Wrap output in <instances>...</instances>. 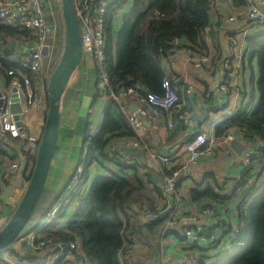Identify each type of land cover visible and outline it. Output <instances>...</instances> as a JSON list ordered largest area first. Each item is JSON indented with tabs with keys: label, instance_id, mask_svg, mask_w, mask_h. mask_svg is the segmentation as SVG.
Masks as SVG:
<instances>
[{
	"label": "built area",
	"instance_id": "built-area-1",
	"mask_svg": "<svg viewBox=\"0 0 264 264\" xmlns=\"http://www.w3.org/2000/svg\"><path fill=\"white\" fill-rule=\"evenodd\" d=\"M72 1L81 34L83 59L90 57L94 62L95 97L105 107L114 106L134 133L133 139L119 143V147L142 149L146 153L145 169H153L161 179L159 204L157 203L158 206L155 209L149 207L143 209L141 224H148L160 215L169 213L165 224L157 235V238L160 239L159 244L157 245V242L154 241L147 243L135 241L124 244L117 252L121 264H144L142 253L150 251L156 245L159 254L158 264H200V262L201 264H214L219 257L233 253L235 239L239 233L237 213L235 221H232L231 217L222 220L216 213L214 205L202 207L200 211L202 216L211 218L214 222L213 225L206 224L197 229L185 227L178 234L177 238L182 240L184 252L179 255H171L168 252L170 245L165 242V239L183 218H186L187 222L191 221V218L194 220L197 218V216L185 217L184 200L178 192V183L180 181L192 183L191 170L199 161L210 159L216 149L230 146L231 142H236L238 136H241L244 142L250 143L244 137V129L231 128L221 137H215L213 134V136H209L205 131L196 130L183 143L182 154L174 157L175 163L171 162L168 155H162L156 150H148L146 146L142 145L141 130L144 122L154 129L159 128L163 123L165 129L171 132L176 123L187 126L194 121L193 113L197 108L195 106L191 108L188 105V100L196 95L194 86L187 81L172 80L170 74L162 70L161 94H143L139 84L114 88L107 71L105 29L111 16L112 18L114 16L113 10L116 9L118 2L117 0ZM244 1L246 3L244 8L226 17L221 9L228 6V1L211 0L210 24L199 32L201 41L196 46L182 47L178 40H173L170 42L171 51L189 55L188 63L195 70L203 71L211 60V56L209 52H200L199 49L209 40L216 25L237 24L239 21L247 20L252 26L264 27V0ZM53 8L54 1L52 0H0V26L19 33L15 36H5L0 40V57L8 63L17 65L15 68L6 70L4 74L0 73V137H4L5 140H17L21 152L27 156L29 161L32 157L35 161L40 139H34L28 133L25 118L40 103L46 104L47 85L52 71V68L49 70V63L53 61L58 50L55 45L58 31L54 23ZM247 34L245 31L243 37ZM243 44L246 47L245 38L238 40L232 37L229 39L231 53L219 62L217 83L208 86L203 94V104L208 105L209 108H224L222 118L235 113L238 110L239 101L251 102L253 98L250 90L241 91L238 81L244 58ZM43 49H46V55H43ZM163 57L161 55L158 59L160 65H165ZM169 64L173 65L174 63L170 61ZM0 69H2L1 66ZM5 77H9V79L6 80ZM14 96L18 99L21 108V112L18 114L19 121L14 119V114L10 110L11 100ZM127 99H132L134 111L128 107ZM249 104L250 108L245 111L246 114L251 111L253 106V103ZM216 125V123L210 125L213 132ZM95 132L92 128L85 132L75 168L68 182L60 190L55 203L43 213L40 220L31 229L24 232L16 241V243L19 241L17 245L22 250L26 249L38 255L46 254L47 256L41 264H67L75 257L74 253L76 254L79 250L76 241L64 244L51 237H46L44 234L50 230L48 227L53 221L56 223L63 211L65 213L68 210L75 212L80 207L85 197L84 193L88 188L87 182L84 183V163L87 160L88 148ZM235 132L238 133L237 137ZM255 140L257 145L250 143L249 148L245 149L243 153L235 155L234 163L241 169V173L228 181L223 190H220L221 193L229 194L235 188L242 173L246 172L260 158L256 148L259 149V143L262 147L263 144L260 138L255 137ZM106 159L107 163L122 169L121 171L139 167L135 157L118 151L115 144L108 147ZM34 161H30L32 166ZM93 166L94 164L91 168ZM0 169L5 171L6 176H16L19 164L6 156L0 160ZM259 173L258 169L251 171V178L248 179V182ZM110 176L111 173H108L107 177ZM248 187L247 185L246 188ZM7 219L8 217H4L0 221L1 227ZM55 228L58 229V226L55 225ZM193 248H196L197 252ZM0 260L7 264H34L26 260L15 261L16 259L9 254V251L0 253Z\"/></svg>",
	"mask_w": 264,
	"mask_h": 264
},
{
	"label": "trees",
	"instance_id": "trees-1",
	"mask_svg": "<svg viewBox=\"0 0 264 264\" xmlns=\"http://www.w3.org/2000/svg\"><path fill=\"white\" fill-rule=\"evenodd\" d=\"M233 1L245 3L244 0ZM57 2L61 11L60 1ZM117 2L113 14L126 0H117ZM210 2L211 0H132V16L123 20L115 45L112 44L111 16L105 32L107 71L113 87L139 84L143 94H161L163 72L158 61L159 57L169 53L172 47L170 42L173 40H178L182 47L196 46L201 41L199 32L210 24ZM263 30L264 27L257 28L250 37H245L248 42L246 45L256 59L257 101L255 102L254 92L251 102L241 101L238 110L230 116H224L214 130L215 137H221L231 128L244 129V137L254 145L258 144L255 137L260 138L263 147L259 143V149L256 148L260 158L242 173L235 188L229 194H218L211 187L212 185H207L202 190L194 187L190 192L194 200L207 198L216 204L236 205L239 233L235 239V250L231 254L219 257L214 264H264ZM15 35L19 33L0 26V40L5 36ZM60 48L54 56L51 73L61 58L63 51L62 47ZM113 58H115L114 62H112ZM0 66L2 68L0 73L4 74L6 70L17 65L8 63L0 57ZM5 79L8 80L9 77ZM95 99L98 101L96 97ZM249 103H253V106L246 114L245 111L250 108ZM118 134L125 138L134 136L124 117L114 106L108 105L103 113L102 124L91 139L87 160L84 163V183L87 182L88 185L84 193L85 197L80 207L68 218L63 229H57L55 225L59 226L56 223L61 221L66 214L65 211L61 213L56 223L53 221L48 227L50 230L44 234L64 244L71 241L79 243V250L74 253L73 261L67 264H121L117 252L123 245L134 235L146 243L149 242L155 232H160L162 223L168 217L169 213H165L148 224H131V220L134 219L132 212L134 206L139 207V204L145 201L151 208L153 205L152 209L156 208L151 202V193L146 187L147 182L141 178L135 176L125 178L122 174L124 172L112 174L110 177L97 175L89 185L92 164L106 162L109 143ZM3 154L0 149V155ZM30 161L33 162L34 158H30ZM255 169L260 173L248 182L251 171ZM180 185L181 181L178 183V186ZM143 227L146 229L145 233ZM27 231L26 228L24 232ZM193 249L197 252L196 248ZM0 264L7 263L0 260Z\"/></svg>",
	"mask_w": 264,
	"mask_h": 264
},
{
	"label": "crops",
	"instance_id": "crops-1",
	"mask_svg": "<svg viewBox=\"0 0 264 264\" xmlns=\"http://www.w3.org/2000/svg\"><path fill=\"white\" fill-rule=\"evenodd\" d=\"M130 1L126 0V2L121 5V7H128V3ZM227 1L228 6L221 9L222 13L226 17L228 15L237 13L240 9L244 8L246 4H240L241 2L239 0V2L237 1L238 3L233 0ZM132 5L133 3L131 4V9ZM121 7L116 10L111 20L113 45H115L117 42L118 32L122 26L123 20L132 16L131 12L128 13V10L123 13V11L120 10ZM230 7L231 9L229 10ZM58 8V2L55 0L53 8L54 14L58 11ZM257 28L261 27L252 26L247 20L239 21L237 24H226L223 26L216 25L213 29V33L210 35L209 40L199 49L200 52H209L211 56V60L203 71L195 70L194 67L188 63L189 55H186L183 52L180 53L170 50L169 53L163 57L165 65H160L163 72H168L172 80L187 81L194 86L196 95L192 99L190 98L188 100V105L191 108H194L193 106H195L197 110H194V121L192 123L187 126L176 123L175 128L171 132H168L165 129L163 123L159 128L154 129L148 125V123L144 122L143 128L141 130V136L143 139L142 145L146 146L148 150H156L162 155L170 156L171 162L175 163L174 157L180 156L182 154V145L186 140L189 139V136L192 135L193 132L196 130L205 131L209 134V136L214 135L210 125L212 123L217 124L221 120L224 108H209L208 105L203 104L202 99L204 91L208 86H213L217 83L219 62L222 61L223 58L227 57L229 53H231L229 48V39L233 37L239 40L248 36L250 37V35L254 33L253 31H255ZM233 29L236 30L232 31ZM245 31H247L248 34L243 37V33ZM246 42L247 40H245V44L248 45V42ZM247 45L245 47L243 44L244 58L242 60L240 77L238 81L240 83V89L242 92L250 90L252 93H256L255 81L257 80L258 76L256 59L253 58L252 52ZM113 59L115 61V58ZM170 61H172L174 64L170 65ZM72 76V80L69 82L66 88V92L62 101L58 139L44 188V198L43 201H41V206L39 209L40 216L38 221L40 220L43 213L56 200L62 187L68 182L75 168L77 158L80 154V147L83 143L86 130L92 128L94 131H98L103 121L105 106L102 102L101 105L100 101H96L95 99V67L92 59L90 57H85L82 59V63ZM257 96L258 95L256 93L255 102L257 101ZM126 103H128L129 108L133 107L132 99H127ZM46 109V104L40 103L25 118L28 133L34 139H40L45 122ZM235 135L237 137L238 133L235 132ZM128 139H133V137L125 138L119 136L118 134L116 137L111 139L109 144L110 146L115 144L118 151L130 157H135L139 166L137 169L127 168L126 170L121 171L122 169L120 170L115 168L114 165L102 161L100 165L106 171H99V164H95L90 169V172H95L96 176L101 175L104 177H107L108 173L115 175L116 173L118 174L124 172L122 174H124L123 176L125 178H132L134 176L141 178L144 182H147L146 187L151 193L152 204L155 201H158L159 204V187L161 185V179L159 175L153 171V169H145L146 153L142 149H126L119 147V143ZM236 143L243 147V150H241L239 153H243L245 149L249 148L250 146V143L244 142L241 136L237 137ZM0 149L4 152L3 155H0V160L1 158L7 156L11 161L18 162L19 164V170L16 176H6L7 174L5 171L0 169L1 221L4 217L9 218L11 213L18 205L24 192V188L21 187L20 180H22L24 186L27 184L29 179L28 177H30L32 164L28 160L27 156L21 152L20 145L17 140L4 139L3 141H0ZM239 153H235L230 146L218 148L215 150L213 156L210 159L200 160L199 163L191 170L193 178L192 183L189 181L181 182L178 192L182 195L184 200V215L188 218H190V216H197V218L195 220L191 218V221L189 222L185 220L186 218H183L176 224L174 231H172L168 235L167 239H165V242L170 245V249H167L171 255H179L185 251L182 246V240L177 238L178 234L181 233L183 228L194 227L197 229L203 227L206 224H214L210 217L202 216L200 214L202 207L214 205L216 213L222 218V220H225L226 217H231L232 221H235L237 209L234 203H228L227 205L216 204L207 198L194 200L190 192L194 187L202 190L207 185H212L211 187L218 194H223L220 192V190H223L224 185H226L231 179L239 176L241 173V169L234 163L235 155ZM140 204H142V210L141 207L140 209H138L136 206L133 207L132 212L136 215L140 214V216L137 220L132 219L131 224L142 223V211L146 205H149V203L144 201ZM65 224L66 223H62L60 221L58 223V229H63ZM144 228L145 227H143V233L146 232V229ZM158 233L159 232H155L153 236H151V240H149V242L154 241L157 242L158 245L160 242L159 237L157 238ZM135 241L146 243L134 235L130 238L129 242L132 243ZM77 244L79 246L78 242ZM157 245L150 251L142 253V262L144 264H158L159 254L157 251ZM9 254L16 259L15 261L26 260L27 262L34 264H41V262L44 261L47 256L46 254H33L26 249L22 250V248L15 244L10 248ZM25 255H29L30 257H25Z\"/></svg>",
	"mask_w": 264,
	"mask_h": 264
},
{
	"label": "water",
	"instance_id": "water-1",
	"mask_svg": "<svg viewBox=\"0 0 264 264\" xmlns=\"http://www.w3.org/2000/svg\"><path fill=\"white\" fill-rule=\"evenodd\" d=\"M59 1L64 34L63 52L48 81L45 122L29 180L25 186L20 180L21 187L24 188L23 195L15 210L0 228V253L10 249L23 234L42 196L58 139L63 97L72 75L83 59L81 34L73 1ZM43 55H46V49H43ZM11 102V113L14 114V119L19 121L18 114L21 108L18 99L14 96ZM130 110L134 111V108L131 107ZM3 140L4 137H0V141ZM230 147L235 153L243 150L235 141L231 142Z\"/></svg>",
	"mask_w": 264,
	"mask_h": 264
},
{
	"label": "rangeland",
	"instance_id": "rangeland-1",
	"mask_svg": "<svg viewBox=\"0 0 264 264\" xmlns=\"http://www.w3.org/2000/svg\"><path fill=\"white\" fill-rule=\"evenodd\" d=\"M130 1V0H129ZM124 3V2H123ZM131 4H132V0L128 3V7H126V6H123V7H121V11H123V13H125L127 10H128V13H130L131 12ZM55 7H56V4H55ZM58 7H59V5H58ZM52 22H53V20H52ZM54 23H55V25L57 26V31H58V36H57V40H56V43H55V45H57V49H61L60 47H62V51H63V47H64V34H63V22H62V15H61V11H60V9L58 8V11L55 13V16H54ZM264 31V30H263ZM62 43V44H61ZM59 45H60V47H59ZM231 49V48H230ZM53 64H54V61H51V63H49V70H50V68H53ZM101 103V102H100ZM101 105H102V103H101ZM98 170L99 171H106L105 169H103L102 167H101V165L99 164L98 165ZM96 176V173L94 172H90V177H89V185H90V183H91V180L94 178ZM44 192H45V190L43 191V193H42V196H41V198H40V200H39V203H38V205H37V207H36V210H35V212H34V214H33V216H32V219H31V221H30V223H29V225L27 226V229H31L37 222H38V219H39V216H40V211H39V209H40V206H41V201H43V198H44ZM58 197V196H57ZM158 201H155V202H153V204H155L156 205V208H157V206H158ZM55 203V201L51 204V205H53ZM50 205V206H51ZM49 206V207H50ZM140 207H141V210H142V204H140L139 205V207H137L138 209H140ZM144 207V206H143ZM146 207H149V208H151L149 205H146ZM152 208H153V205H152ZM151 208V209H152ZM73 214V212H71L70 210H68L67 212H66V214L63 216V218L61 219V222L62 223H66L67 222V220H68V218L71 216ZM134 215H135V217H134V220H137L138 219V217L140 216V214H138V215H136L135 213H133ZM168 218V217H167ZM167 218H166V220H167ZM166 220L162 223V225H161V227L165 224V222H166ZM30 226V227H29ZM18 244H19V241L17 242ZM17 243L15 244V245H17ZM18 246V245H17Z\"/></svg>",
	"mask_w": 264,
	"mask_h": 264
},
{
	"label": "bare ground",
	"instance_id": "bare-ground-1",
	"mask_svg": "<svg viewBox=\"0 0 264 264\" xmlns=\"http://www.w3.org/2000/svg\"><path fill=\"white\" fill-rule=\"evenodd\" d=\"M72 77H73V76H72ZM72 77H71L70 81L72 80ZM70 81H69V82H70Z\"/></svg>",
	"mask_w": 264,
	"mask_h": 264
},
{
	"label": "clouds",
	"instance_id": "clouds-1",
	"mask_svg": "<svg viewBox=\"0 0 264 264\" xmlns=\"http://www.w3.org/2000/svg\"><path fill=\"white\" fill-rule=\"evenodd\" d=\"M235 250V249H234Z\"/></svg>",
	"mask_w": 264,
	"mask_h": 264
}]
</instances>
